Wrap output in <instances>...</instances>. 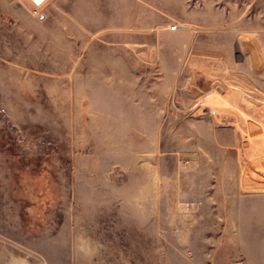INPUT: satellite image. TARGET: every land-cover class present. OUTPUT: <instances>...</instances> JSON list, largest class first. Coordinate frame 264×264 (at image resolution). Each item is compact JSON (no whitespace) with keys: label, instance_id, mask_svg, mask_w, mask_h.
Instances as JSON below:
<instances>
[{"label":"rangeland","instance_id":"rangeland-1","mask_svg":"<svg viewBox=\"0 0 264 264\" xmlns=\"http://www.w3.org/2000/svg\"><path fill=\"white\" fill-rule=\"evenodd\" d=\"M32 11L0 0V264H264V0Z\"/></svg>","mask_w":264,"mask_h":264},{"label":"built area","instance_id":"built-area-1","mask_svg":"<svg viewBox=\"0 0 264 264\" xmlns=\"http://www.w3.org/2000/svg\"><path fill=\"white\" fill-rule=\"evenodd\" d=\"M30 2V4L33 6V11L32 13L34 15H40L39 13V8H41V6L45 3L46 0H28ZM178 28V26L176 25H172V26H168V30L170 31H174Z\"/></svg>","mask_w":264,"mask_h":264}]
</instances>
